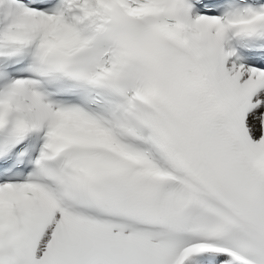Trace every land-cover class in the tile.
<instances>
[{"label": "snow or ice", "instance_id": "1", "mask_svg": "<svg viewBox=\"0 0 264 264\" xmlns=\"http://www.w3.org/2000/svg\"><path fill=\"white\" fill-rule=\"evenodd\" d=\"M0 264H264V0H0Z\"/></svg>", "mask_w": 264, "mask_h": 264}]
</instances>
